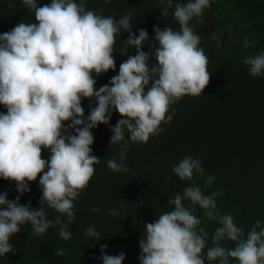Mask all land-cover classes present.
I'll use <instances>...</instances> for the list:
<instances>
[{"label":"clouds","instance_id":"clouds-1","mask_svg":"<svg viewBox=\"0 0 264 264\" xmlns=\"http://www.w3.org/2000/svg\"><path fill=\"white\" fill-rule=\"evenodd\" d=\"M21 3L34 13L36 22H21L0 34V105L7 110L0 112V180L14 182L23 195L31 192L29 184L39 179L42 197L40 207L32 209L20 204L19 196L13 202L7 193L0 194V257L13 252L10 239L25 224H30L36 236L57 227L61 239H72L69 225L75 220L74 201L89 186L94 165L100 161L92 153L94 128L110 125L113 112L120 114L121 119L110 128V143L119 146L120 162L108 159L106 164L112 171L126 172L123 162L129 141L148 143L163 131V124L172 122V106L184 97L201 96L211 79L208 58L199 46L201 38L190 26L194 19L203 23L200 18L211 6L210 0H160L162 16L167 19L169 9H174L172 15L179 27H154L149 53L143 51L148 32L140 29L138 35L132 33L130 13L117 20L86 9V0H51L43 6L37 0ZM123 32L129 34L123 43L136 49V54L120 64L118 75L109 84L97 89L94 74L98 77L116 70L114 52ZM211 39L219 43L215 34ZM243 46L252 47L247 37ZM128 47L121 55H127ZM153 58L156 62L150 67ZM243 63L253 77L264 75V53L247 56ZM83 99L96 102L90 105L87 117ZM45 149L50 153L47 160L42 158ZM172 171L189 186L169 199L170 211L144 224L140 264H231V260L264 264L261 221H255L243 238V229L235 225L233 217L218 212L215 198L222 193L206 195L191 183L194 174L205 175L199 159L185 156ZM215 179L209 175L206 186ZM46 207L58 213L55 220L47 218ZM197 207L205 218L220 225L212 237L214 246L207 248L206 254L208 233L199 227ZM109 214L115 217L119 212L112 209ZM85 235L100 238L93 226ZM224 239L235 247L221 246ZM106 249V245L101 247L103 264H124L123 252L110 256ZM55 251L60 257L66 254L63 248Z\"/></svg>","mask_w":264,"mask_h":264},{"label":"trees","instance_id":"trees-1","mask_svg":"<svg viewBox=\"0 0 264 264\" xmlns=\"http://www.w3.org/2000/svg\"><path fill=\"white\" fill-rule=\"evenodd\" d=\"M37 3L50 5L51 0H37ZM210 5L200 18L203 23L194 19L190 24L200 36L199 46L209 61L211 79L204 93L199 97H184L173 105L172 122L163 124V131L152 136L148 143L129 141L127 159L123 162L126 172L112 171L106 164L108 159L120 162L119 146L110 143L113 135L110 128L121 116L113 112L110 125L101 124L92 130V153L100 161L94 165L95 173L89 186L74 201L75 220L69 225L72 239H61L57 227L36 236L30 224L22 225L20 232L10 239L13 252L0 257V264H103L101 247L104 245L107 255L123 252L124 264H140L139 241L145 231L144 224L170 211L169 199L182 194L189 186L188 181H182L172 171L185 156L199 159L205 173L203 176L194 174L191 183L198 185L206 195L222 193L215 198L218 212L233 217L235 225L243 229V238L255 221L260 220L264 225V75L253 77L243 63L247 56L264 53V0H210ZM85 6L117 20L130 13L132 33L138 35L140 29L148 32L149 40L143 47L146 53L154 43V27L161 30L165 26L174 30L179 27L172 15L174 9H169L167 19L162 16L160 0H86ZM21 22L35 23L34 13L21 0H0V34ZM213 34L219 43L211 39ZM128 37L127 32L117 37L116 70L98 77L94 74L97 89L109 84L111 78L118 75L120 64L129 55L136 54V49L123 43ZM245 37L252 47L243 46ZM125 47L128 53L121 55ZM155 62L153 58L149 66ZM95 103L82 100L85 117L90 105L95 106ZM6 111L0 105V112ZM125 139L128 140L127 131ZM49 156L50 153L43 150L42 158L47 160ZM209 175L216 179L211 186H206ZM29 186L31 192L21 195L14 182L0 180V194L7 193L13 202L19 196L20 204L38 209L42 197L39 179ZM184 203L189 206L188 201ZM94 207H99L100 211L92 212ZM112 209H117L119 214L111 216L109 210ZM57 215L46 207L49 220H55ZM195 215L201 219L199 227L208 233L206 254L207 248L214 246L212 237L220 225L218 221L205 218L199 207ZM90 226L100 233L99 239L85 235ZM220 243L225 248L235 247V243L227 239ZM60 248L65 250L63 257L56 255L55 250ZM231 264L238 262L231 260Z\"/></svg>","mask_w":264,"mask_h":264}]
</instances>
